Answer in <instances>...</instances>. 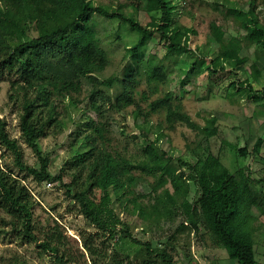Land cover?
<instances>
[{
  "label": "trees",
  "instance_id": "trees-1",
  "mask_svg": "<svg viewBox=\"0 0 264 264\" xmlns=\"http://www.w3.org/2000/svg\"><path fill=\"white\" fill-rule=\"evenodd\" d=\"M141 4L142 0H126L117 7L97 3L96 0H0V74L9 72L14 75L10 98L20 108L22 138L37 154L40 164L36 167L25 162L22 145L10 136L7 121L0 117V147H6L14 155V165L11 166L2 163L0 154V207L11 216L13 229L22 238L31 242L43 238L39 247L51 256L54 264L85 261L86 250L93 264H111L112 255L105 241L96 243L97 233L81 234L82 248L78 239L70 236L61 223L55 221L47 226L39 225L34 217L32 191L16 170L38 182L62 181L64 171L58 175L50 173L49 159L38 144V139L46 134L49 127L60 124L59 103L69 98L75 104L73 94L82 91L83 79H87L93 85L90 104L98 114L103 112L101 104L96 102L99 96L107 99L113 108L122 110L135 101L142 62L138 52L155 33L159 32L161 40L167 44V54L176 56L189 47L191 34L196 31L173 23L174 0H146L147 11L161 13L159 17H152L147 25L125 11L128 5L138 10ZM231 11L240 20L243 39L237 42L227 38L224 26L212 23L213 46L198 53V59L194 61L203 68L206 65L203 59L210 55V63L206 65L209 73L218 68L235 70L239 65L249 63L250 57L241 53L243 48H264V24L254 10L245 12L234 7ZM94 15L118 18L139 33L138 42L129 49L132 62L122 78H100V73L109 64V56L100 46L98 31L92 22ZM31 22L35 23L38 34L28 38L27 27ZM147 60L148 73L153 80L168 78L163 65L155 64L150 55ZM252 66L258 80L262 70L256 63ZM115 83L121 89L114 97L103 92L101 85L112 88ZM248 87L251 94L253 87L250 83ZM148 106L144 114L146 122L150 113L164 110L165 120L171 128L184 123L192 129L204 131L206 140L218 133L215 116L209 118L206 125H200L171 92L152 100ZM82 126L90 128L91 132L82 135L86 130L82 127L75 135L72 145L76 146V169L73 180L66 183L67 191L79 201L86 218L103 230L104 235H112L116 229L112 220L115 213L111 207L114 195L121 206L132 204L134 210L146 219L174 221L180 216L183 218L182 229L188 225L198 231L205 229L238 264H258L252 226L256 215L252 210L253 207L260 208V205L252 191L254 179L244 169L232 172L220 156L212 152L198 156L193 162L179 158V164L175 166L170 159L164 161L167 151L155 140L143 147L141 158L133 159L107 148L104 123L89 118ZM233 149L244 154L247 151L235 145ZM184 165L188 170L183 169ZM135 170L155 178L151 192L138 194L135 191L140 181ZM190 180L200 188L195 202L189 199ZM169 182L173 191L166 187ZM73 186L75 189L71 188ZM97 191L100 192L99 199ZM145 198H148V204L144 203ZM143 251L147 256L142 264H157L158 257L169 260L166 264H171L166 250L152 248L150 242L139 249V252Z\"/></svg>",
  "mask_w": 264,
  "mask_h": 264
},
{
  "label": "rangeland",
  "instance_id": "rangeland-1",
  "mask_svg": "<svg viewBox=\"0 0 264 264\" xmlns=\"http://www.w3.org/2000/svg\"><path fill=\"white\" fill-rule=\"evenodd\" d=\"M176 8L173 12V23L192 27L189 47L179 55L167 54V44L161 40L160 33H155L147 44L140 50L142 62L138 74L139 84L136 85L135 101L133 104L118 110L102 96L97 98L103 112L98 114L90 104V93L93 85L83 79L82 91L73 94V101L68 98L59 103L58 126H51L45 135L38 139L42 153L49 159V171L52 175L63 172V180H44L38 182L24 173H16L23 178V182L31 189L35 205L34 217L39 225L47 226L57 221L65 227L67 233L78 239L83 248L81 234L85 232L97 233L96 243L110 247L111 264H142L147 252H139L148 242L152 248L165 249L171 257V264H238L231 259L227 251L216 244L205 229L200 231L188 225L182 229L183 218L177 216L174 221L140 216L128 203L121 206L120 201L112 196L111 207L116 223L114 234L104 235L103 230L92 224L82 212L79 201L68 191L66 183L73 180L77 157L72 143L77 131L84 127L85 135L90 128L82 126L89 118L105 124L107 128V148L113 153L126 155L133 159L143 156V147L152 140L167 151L164 161L171 160L178 166L179 158L193 162L198 156L212 152L219 155L222 162L232 171L244 169L252 176V191L256 196L260 208L253 207L256 215L252 226L254 228L255 252L258 264H264V48L258 46L252 49L243 48L242 55H248L250 62L239 65L235 70L218 68L209 73L206 65L211 56L203 60L205 66L198 63V53L212 48V23L224 26L226 37L240 42L243 39V29L236 14L231 11L236 7L245 12L254 10L256 16L264 24V0H174ZM117 7L126 0H96ZM146 0L138 10L132 5L125 8L127 14L133 15L144 25L151 22L152 17L160 16L159 11H147ZM92 22L98 31L100 46L109 56V64L100 73V78L111 76L122 78L126 67L132 62L129 49L139 39V33L128 23L118 18H108L94 15ZM35 23L27 27V37L37 36ZM155 64L163 65L168 73L164 81H156L148 73V55ZM253 63L262 72L258 76L253 74ZM14 75L5 72L0 74V117L7 121V129L11 137L16 138L24 150L25 162L39 167V159L32 148L22 138L20 127V108L10 98L11 81ZM242 82L244 84L242 85ZM253 89L249 94L248 84ZM247 87V88H245ZM105 94L114 95L120 91V85L115 83L112 88L101 85ZM173 93L177 101L182 102L185 110L200 125H206L209 118H217L218 133L205 139V132L192 129L184 123H177L174 128L169 127L165 120V111L149 114V121H145L144 114L149 109V102ZM138 113H141L138 115ZM143 113V114H142ZM246 148L244 154L233 149ZM2 163L14 165L13 153L4 146L0 147ZM188 170L187 165L182 166ZM140 181L135 191L138 194L149 193L155 184V178L141 171L135 170ZM173 191L172 183L166 184ZM75 189V186L71 187ZM189 199L195 202L200 194L199 185L190 180L188 183ZM73 191V190H72ZM97 198L100 192L97 191ZM148 198L144 203L148 204ZM188 224V223H187ZM99 232V233H98ZM28 241L13 229L11 216L0 207V264H54L49 254L45 253L39 243ZM86 260L74 264H93L89 252L86 250ZM98 259V257H96ZM157 264H166L169 260L157 258Z\"/></svg>",
  "mask_w": 264,
  "mask_h": 264
}]
</instances>
